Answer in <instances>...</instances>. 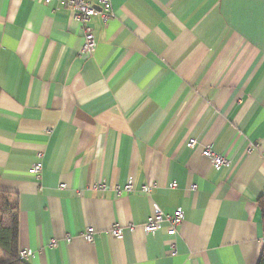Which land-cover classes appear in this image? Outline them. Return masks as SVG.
I'll use <instances>...</instances> for the list:
<instances>
[{
	"label": "crops",
	"instance_id": "0c3cea01",
	"mask_svg": "<svg viewBox=\"0 0 264 264\" xmlns=\"http://www.w3.org/2000/svg\"><path fill=\"white\" fill-rule=\"evenodd\" d=\"M97 7L87 54L58 0H0V194L27 261L258 264L264 0H112L107 23ZM155 205L183 209L176 235L144 231Z\"/></svg>",
	"mask_w": 264,
	"mask_h": 264
},
{
	"label": "built area",
	"instance_id": "2783aa9c",
	"mask_svg": "<svg viewBox=\"0 0 264 264\" xmlns=\"http://www.w3.org/2000/svg\"><path fill=\"white\" fill-rule=\"evenodd\" d=\"M48 2L52 0H46ZM63 6L67 7L69 11L73 14L76 20L81 23V27L83 30V44L81 46V52L92 54L96 49V40L94 35L93 26L91 25V20L94 15L98 13L97 5H100V13L104 23H107L108 20L113 17V7L112 0H58ZM189 145L194 147L196 145L195 139H190ZM204 155H206L212 162V164L220 168L222 166H229L230 160L217 151H214L210 148H205L203 151ZM39 158H42V152L38 153ZM42 162H35L30 168V172L36 174L38 177L41 175L42 171ZM176 182L174 183V185ZM64 184H61L60 187H64ZM101 187H105V185H100ZM126 191H131L135 189L133 179H130L127 185L124 187ZM154 188V185L146 184L141 187V191L145 193H151ZM184 219V211L182 208H177L173 213L167 214L164 210H162L159 206L155 205L153 214L148 218V220L143 224L144 231L146 233H154L159 230L162 226V223L167 221L169 222L168 234L170 236L176 235L178 232V227L182 223ZM95 229L93 227H88L85 237L87 240L92 241L93 235L95 233ZM122 228L114 227L111 230V234L114 236L122 235ZM172 240V239H171ZM52 244H55V241H52ZM174 240L171 241V249L176 252ZM19 255L21 259L28 260L31 256H34V251L27 248H22L19 251Z\"/></svg>",
	"mask_w": 264,
	"mask_h": 264
},
{
	"label": "trees",
	"instance_id": "16d2710c",
	"mask_svg": "<svg viewBox=\"0 0 264 264\" xmlns=\"http://www.w3.org/2000/svg\"><path fill=\"white\" fill-rule=\"evenodd\" d=\"M264 218V194L259 199ZM19 206L16 200L8 195L0 194V264H30L21 259ZM264 264V250L259 263Z\"/></svg>",
	"mask_w": 264,
	"mask_h": 264
},
{
	"label": "water",
	"instance_id": "95a60500",
	"mask_svg": "<svg viewBox=\"0 0 264 264\" xmlns=\"http://www.w3.org/2000/svg\"><path fill=\"white\" fill-rule=\"evenodd\" d=\"M101 7H99V9H100Z\"/></svg>",
	"mask_w": 264,
	"mask_h": 264
}]
</instances>
